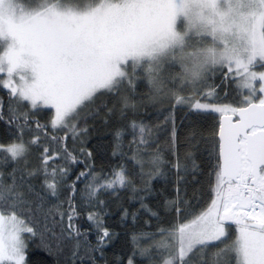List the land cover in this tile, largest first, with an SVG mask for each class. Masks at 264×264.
<instances>
[{
	"label": "snow or ice",
	"instance_id": "obj_1",
	"mask_svg": "<svg viewBox=\"0 0 264 264\" xmlns=\"http://www.w3.org/2000/svg\"><path fill=\"white\" fill-rule=\"evenodd\" d=\"M179 11L183 8H178L172 0H100L83 10L46 3L31 11L20 7L17 0H0V44L4 48V55L0 56V73L6 72L8 77L7 80L0 79V85L10 89L6 123L15 122L16 131L21 134L17 137L20 143L7 148L0 145V150L15 160L25 156L31 145L42 148L39 157L42 164L28 176L34 177L42 171L47 189L56 196L67 172L63 169L49 172L48 161L54 156L48 146L40 143L39 137L27 145L23 142L22 133L28 125L30 110H39L41 106L54 108L53 129L63 127L73 137L85 134L87 129H78L73 121L99 95L118 91L126 79L132 84L125 66L131 64L134 69L137 63L130 58L143 54L155 39H175L172 29ZM257 23L264 25V17ZM261 55L264 56V50ZM241 69L247 73L243 86L250 92L244 96L240 107L200 103L199 100L190 103L185 97L174 94L175 105L188 103L194 111L219 113L221 123L217 133L214 198L206 211L181 223L178 231L170 233L176 244L169 249L171 258L164 259V264H173V260L176 264H206L204 253L212 242L223 245L214 253L218 260L213 264H264V97L258 98V103L254 101L256 88L252 83L257 79L264 81V72H249L247 66L238 63L237 74ZM232 71L231 66L227 67L228 73ZM17 77L18 81L14 83ZM259 92L264 93V84L259 87ZM123 99L127 106V97ZM23 108L29 110H18ZM2 109L3 101L0 100V121H4ZM21 117L24 124L19 123ZM233 117H236L235 121ZM37 127L45 126L37 122ZM128 127L132 130L137 151L141 146L149 145L145 125L132 121ZM123 134V130L116 132L117 148ZM172 135L175 136L174 128ZM64 154L66 159L76 160L67 149ZM85 155L91 156V153ZM132 159L143 173L142 162L136 155ZM150 163L158 167V153ZM175 167L179 170V163ZM114 174L115 179L105 183L92 175V183L86 185L89 196L109 189L115 191L117 186H128L130 181L123 167ZM87 175L89 173L81 172L76 179ZM9 177L11 184L5 183L3 173H0V264H27V240L36 236V226L31 214L28 220L22 218L23 210L29 204L23 191L24 179L17 180L15 169ZM71 187L75 192V185ZM27 191L32 192L31 184ZM68 204V224L61 231L75 239L80 231L73 223L77 212L71 197ZM176 213L181 215L179 207H176ZM59 215L63 221L65 213ZM88 219L95 220L101 233L98 247H103L111 234L102 228L93 214H89ZM232 225H235L237 236L228 243L226 238ZM5 232L7 239L3 235ZM127 264H133V260L129 259Z\"/></svg>",
	"mask_w": 264,
	"mask_h": 264
},
{
	"label": "trees",
	"instance_id": "obj_2",
	"mask_svg": "<svg viewBox=\"0 0 264 264\" xmlns=\"http://www.w3.org/2000/svg\"><path fill=\"white\" fill-rule=\"evenodd\" d=\"M99 2L17 0L18 5L26 11L46 3L84 9ZM2 50L0 44V53ZM255 69L264 71V62H258ZM125 70L132 84L126 79L118 91L99 95L73 121L78 129H87L83 135L73 137L67 129H53L51 109L30 110L28 125L22 133L23 142L27 145L39 137L40 143L48 146L50 154L54 156L48 161L49 172L53 169L67 172L60 181L56 196H52L47 189L42 171L34 177L28 176L29 172L41 166L39 157L42 148L31 145L25 156L15 160L9 153L0 150V173H3L7 184L12 183L9 173L14 169L17 180L21 177L24 179L23 191L29 204L23 210L22 217L28 220L31 214L32 223L36 226V236L28 240L27 264H127L137 249L135 236L159 240L165 231L171 232L177 225L189 221L210 206L214 198L212 188L221 116L210 111H194L188 103L175 105L174 94L185 97L190 103L197 100L214 101L216 104L240 107L245 94L232 76L233 71L228 73L227 67L212 69L204 81L193 85L176 78L173 75L175 69L165 66L161 83L154 86L149 75L150 68L137 64L133 69L129 64ZM206 90H212L213 95L208 97ZM9 92L0 85L4 113V121H0V145L4 147L20 143L17 137L21 135L16 131L15 122L6 123L9 119ZM125 97L127 106L123 99ZM11 99L15 100V97ZM254 101L258 102V98ZM132 121L146 126L145 136L149 145L141 146L139 151L137 144L133 143L132 130L128 127ZM37 122L45 127L38 128ZM19 123L24 124L23 117ZM121 130L124 134L117 148L116 132ZM64 149L76 160L66 159ZM87 152L91 156L85 155ZM157 153L160 164L155 167L150 161ZM133 155L142 162L143 173L140 165L132 159ZM177 163L179 170L175 167ZM122 167L130 181L128 186H117L115 191L109 189L89 196L86 185L92 183V175L97 176L100 183H105L113 179L114 173L120 172ZM81 172L89 175L77 180ZM28 184L32 185L31 193L27 191ZM73 185L75 192L72 191ZM70 197L77 212L73 223L80 231L75 239L61 231L68 224ZM176 207L181 209L179 216ZM60 212L65 213L63 221ZM89 214H93L102 228L111 234V239L106 238L103 247H98L101 233L95 220L88 219ZM236 236L235 225H232L227 242L231 243ZM219 247H223L220 242H212L208 246L204 253L206 264L218 260L214 253ZM135 259L140 261L138 257ZM173 264H176L175 260Z\"/></svg>",
	"mask_w": 264,
	"mask_h": 264
},
{
	"label": "clouds",
	"instance_id": "obj_3",
	"mask_svg": "<svg viewBox=\"0 0 264 264\" xmlns=\"http://www.w3.org/2000/svg\"><path fill=\"white\" fill-rule=\"evenodd\" d=\"M183 8L172 31L175 39L161 37L151 41L145 52L130 59L151 69L153 84L161 83L165 66L183 81L196 82L210 70L245 65L248 71L264 62V0H177ZM183 21L181 26L180 22ZM242 83L247 79L243 72Z\"/></svg>",
	"mask_w": 264,
	"mask_h": 264
},
{
	"label": "rangeland",
	"instance_id": "obj_4",
	"mask_svg": "<svg viewBox=\"0 0 264 264\" xmlns=\"http://www.w3.org/2000/svg\"><path fill=\"white\" fill-rule=\"evenodd\" d=\"M172 2L176 4L177 0H172ZM54 4H58L59 6H61L62 8H65V9L83 10L82 8H79V7L73 6V5H61L59 3H54ZM94 5H90V6H94ZM86 8H84V9H86ZM180 24L182 26L183 21H181ZM3 55H4V48H3L2 52L0 53V56H3ZM256 64H254L252 66L250 71L256 72L257 74H259L260 72H264V71L256 70L255 69ZM232 73H233L232 76L235 77V79L237 80L239 89L242 91V93L245 94L244 96L248 95L250 92V89H247L243 86V83L241 82L242 81V74L241 73L237 74V72L235 71L234 68H233ZM0 79H2V80L8 79L6 72L0 73ZM17 81H18V77L16 78V80H14V83H16ZM197 82H199V81H197ZM252 83H253V86L256 88V94L253 97V99L264 97V93L259 92V87L261 86V84H264V81H259L257 79L256 81H253ZM9 91H10V89H9ZM210 91H212V90H206V92H207L206 95L208 97H211V95H208V93ZM166 98H168L167 94H166ZM199 102L200 103H206V104H216V103H214V101H201L200 100ZM216 105H225V104H216ZM232 107H234V106H232ZM45 108L51 109L52 114H53V117H52V120H53L55 118V109L51 108V107H44V106H41L40 109H45ZM58 128H63V127H58ZM15 143H17V142H15ZM8 146H6L5 148H7ZM114 179H115V177L113 179L111 178V180H114ZM189 221H187V222H189ZM187 222H185V223H187ZM179 225H177L176 228H174L171 232L165 231L164 235L159 240H153L150 237H145V236H142V237L135 236L134 241L137 244V249H136V252L129 259L133 260V264H148L149 262H152L151 264H164V259L171 258L169 256V249L172 247L173 243L176 244V240L174 239V237L172 235H170V233H172L173 231H178ZM3 235H4V238L7 239V233L5 232V233H3ZM144 240H145V242H143V244H142V241H144ZM146 240H148V242ZM27 243H28V240H27ZM139 243H140V245H139ZM135 257H138V259H140V261L137 262ZM173 262H174V260H173Z\"/></svg>",
	"mask_w": 264,
	"mask_h": 264
},
{
	"label": "water",
	"instance_id": "obj_5",
	"mask_svg": "<svg viewBox=\"0 0 264 264\" xmlns=\"http://www.w3.org/2000/svg\"><path fill=\"white\" fill-rule=\"evenodd\" d=\"M258 103V102H257ZM235 119H236V117H233V120L235 121ZM220 123H221V117H220ZM220 123H219V126H220ZM218 131H219V129H218ZM218 139H219V137H218Z\"/></svg>",
	"mask_w": 264,
	"mask_h": 264
}]
</instances>
